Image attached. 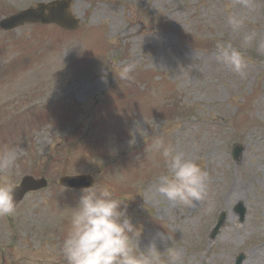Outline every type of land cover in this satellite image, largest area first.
<instances>
[{
    "label": "rangeland",
    "instance_id": "374dc122",
    "mask_svg": "<svg viewBox=\"0 0 264 264\" xmlns=\"http://www.w3.org/2000/svg\"><path fill=\"white\" fill-rule=\"evenodd\" d=\"M49 1L0 0V19ZM71 3L81 20L77 31L0 28V150H19L13 179L44 176L49 183L28 194L14 215L0 217V254L13 251L3 264L8 257L67 264L62 243L82 193L57 180L78 172L95 175L96 187L125 204L141 229L132 239L136 254L155 240L161 252L177 251L178 264H233L240 253L243 264H264V55L257 52L264 0H250L248 8L233 7L234 0ZM230 13L245 16L239 31L227 24ZM173 31L181 51L174 50ZM249 37L241 49L247 75L240 78L217 60L216 45L239 48ZM125 64L135 65L131 81L116 79L112 70ZM157 138L207 171L202 201L187 207L155 191L164 172L153 148ZM237 143L245 149L235 161ZM239 201L247 208L244 221L234 209ZM221 210L228 218L213 239Z\"/></svg>",
    "mask_w": 264,
    "mask_h": 264
},
{
    "label": "clouds",
    "instance_id": "9594fccd",
    "mask_svg": "<svg viewBox=\"0 0 264 264\" xmlns=\"http://www.w3.org/2000/svg\"><path fill=\"white\" fill-rule=\"evenodd\" d=\"M250 7V0H234L232 5ZM47 13V10L45 11ZM245 23L243 14L230 13L227 24L232 31H239ZM252 37L247 38L240 47L231 42L216 45L217 60L226 65L240 78L247 75V58L243 48H247ZM257 52L264 55V41L257 44ZM134 64H125L112 70L122 81L134 79ZM104 79H106V74ZM143 128L137 125L136 131L143 136ZM130 145L136 143L135 133H131ZM153 148L160 152L164 161V172L160 175L155 191L177 204L191 207L202 201L207 194V171L196 161L187 159L174 145L166 144L162 138L154 140ZM19 150L7 148L0 150V217L14 215L17 209L16 192L18 180L12 178L19 158ZM76 173L70 176H77ZM96 183L81 190V196L73 207L70 227L62 243V253L67 264H161V258L167 257V264H178L177 251L165 247L161 252L155 240L139 254H136L132 239L141 235L120 198L114 196L108 188H98ZM160 239L164 237L161 235Z\"/></svg>",
    "mask_w": 264,
    "mask_h": 264
},
{
    "label": "water",
    "instance_id": "95a60500",
    "mask_svg": "<svg viewBox=\"0 0 264 264\" xmlns=\"http://www.w3.org/2000/svg\"><path fill=\"white\" fill-rule=\"evenodd\" d=\"M49 8L51 12L45 14V9ZM27 21H39L42 23H56L65 29H76L78 27V20L73 16L70 8V0L54 1L50 6L44 3H39L36 7H31L18 14L10 16L1 22L5 29H12ZM240 152V149L238 150ZM59 183L67 187L85 188L94 183V179L90 176L77 175L66 176L59 180ZM47 185L44 178L35 179L32 176H27L22 180L21 185L16 192V200L19 201L24 194L29 190L43 188ZM240 205L237 209H240ZM243 208V207H242ZM244 210V208H243ZM236 264H241V259Z\"/></svg>",
    "mask_w": 264,
    "mask_h": 264
},
{
    "label": "flooded vegetation",
    "instance_id": "af4514ba",
    "mask_svg": "<svg viewBox=\"0 0 264 264\" xmlns=\"http://www.w3.org/2000/svg\"><path fill=\"white\" fill-rule=\"evenodd\" d=\"M6 255H9V256H13V251H8L7 253H1L0 256L2 257V262L1 264L5 263V261L7 260L6 259ZM9 258V262L7 264H25V263H21V262H15L13 257H8ZM25 260V259H24ZM30 263L31 264H35V261L33 260V258L30 259Z\"/></svg>",
    "mask_w": 264,
    "mask_h": 264
}]
</instances>
